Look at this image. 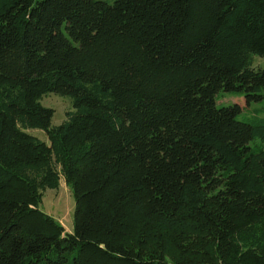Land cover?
Here are the masks:
<instances>
[{
	"label": "trees",
	"instance_id": "16d2710c",
	"mask_svg": "<svg viewBox=\"0 0 264 264\" xmlns=\"http://www.w3.org/2000/svg\"><path fill=\"white\" fill-rule=\"evenodd\" d=\"M263 99L264 0H0V264H264Z\"/></svg>",
	"mask_w": 264,
	"mask_h": 264
},
{
	"label": "rangeland",
	"instance_id": "374dc122",
	"mask_svg": "<svg viewBox=\"0 0 264 264\" xmlns=\"http://www.w3.org/2000/svg\"><path fill=\"white\" fill-rule=\"evenodd\" d=\"M112 4L114 0H99ZM257 63H262L263 60H256ZM217 106L238 104L243 106V97L236 96L231 93L221 92L218 94ZM40 103L48 108L53 109V117L51 124L58 125L65 119L66 112L72 110L71 102L65 97L55 94H47L43 96ZM257 114L259 117H264V99L258 102L250 103L246 109H242L237 118L238 120H245ZM30 133L44 141H47L46 135L41 130H31ZM40 209L52 216L59 224H61L66 232L72 231V220L74 210V199L71 189L65 184L63 178H60L58 187L56 189H47L43 192Z\"/></svg>",
	"mask_w": 264,
	"mask_h": 264
}]
</instances>
